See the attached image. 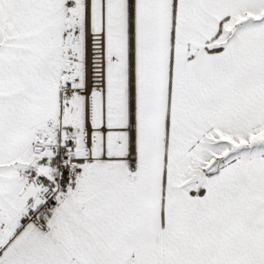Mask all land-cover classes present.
Returning <instances> with one entry per match:
<instances>
[{
    "label": "snow or ice",
    "instance_id": "6c2138e0",
    "mask_svg": "<svg viewBox=\"0 0 264 264\" xmlns=\"http://www.w3.org/2000/svg\"><path fill=\"white\" fill-rule=\"evenodd\" d=\"M0 264H264V0H0Z\"/></svg>",
    "mask_w": 264,
    "mask_h": 264
}]
</instances>
